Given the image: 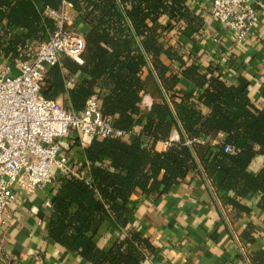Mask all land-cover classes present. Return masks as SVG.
<instances>
[{
  "label": "trees",
  "instance_id": "16d2710c",
  "mask_svg": "<svg viewBox=\"0 0 264 264\" xmlns=\"http://www.w3.org/2000/svg\"><path fill=\"white\" fill-rule=\"evenodd\" d=\"M68 1L78 14L76 26L85 34V63L64 57L62 65L50 67L43 96L57 100L68 94L72 109L82 113L88 99L98 95L104 115L112 116L117 128L129 132L143 124V130L131 142L89 140L80 175H59L50 238L92 264H145L155 246L132 227L134 197L162 196L194 171L207 176L225 209L249 211L244 200L250 195H258L264 209V168L250 171L254 159L264 156V108L252 102L245 78L229 84L211 67L202 73L165 41L166 33L175 29L191 38L203 28L187 0ZM62 3L0 0L1 61L14 66L18 60H31L56 28L46 12L60 9ZM163 57L179 64L196 93L177 90L181 77ZM68 80L73 82L70 88ZM149 89L156 100L145 111L143 95ZM175 129L180 142L158 150ZM219 133L226 140L213 145L211 139ZM228 145L235 147L234 153L226 152ZM105 221L125 231L108 250L95 239ZM244 237L253 241L249 233ZM252 262L264 264V251L254 253Z\"/></svg>",
  "mask_w": 264,
  "mask_h": 264
},
{
  "label": "crops",
  "instance_id": "0c3cea01",
  "mask_svg": "<svg viewBox=\"0 0 264 264\" xmlns=\"http://www.w3.org/2000/svg\"><path fill=\"white\" fill-rule=\"evenodd\" d=\"M254 3L264 5V0ZM187 5L202 19L203 28L191 38L175 29L166 33L165 41L202 73L208 74L211 67L229 84L245 78L250 83L252 102L264 108V7L259 6L258 22L239 43L232 30L211 16L207 0H187ZM162 22L166 24L168 18ZM163 58L172 65V73L181 77L177 90L196 93L197 87L182 77L179 64ZM66 98L61 97L65 102ZM155 100L151 89L145 92L144 110L149 111ZM142 130L143 124L136 125L134 134L124 140L131 142ZM170 140L180 141V131L175 129ZM225 140L226 135L219 133L211 143L219 145ZM62 142L72 157L73 169L78 171L86 161L84 148L89 139L72 131ZM168 148L165 142L158 145L160 151ZM263 168L264 156L258 155L250 171L258 173ZM58 188L59 172L51 184L33 194L18 190L16 202L8 211L9 222L0 230L4 241L0 264H92L49 236L52 201ZM244 203L249 211L237 213L232 208L225 209L211 181L198 171L162 196H135L132 227L142 231L155 246L145 264H253V254L264 251V209L259 206L258 195H250ZM122 233L125 231L105 221L95 239L101 248L108 250ZM246 233L251 234L252 242L244 237Z\"/></svg>",
  "mask_w": 264,
  "mask_h": 264
},
{
  "label": "built area",
  "instance_id": "2783aa9c",
  "mask_svg": "<svg viewBox=\"0 0 264 264\" xmlns=\"http://www.w3.org/2000/svg\"><path fill=\"white\" fill-rule=\"evenodd\" d=\"M207 2L211 16L232 30L239 43L258 22L259 8L264 7L255 5L254 0ZM46 13L56 21V28L36 55L29 61H16L14 66L3 61L0 64V230L9 222L8 211L16 202L18 190L33 194L51 184L58 172L80 175L62 142L70 132L89 140L125 139L135 132V127L129 132L117 128L114 118L104 115L98 95L88 99L82 113L72 109L68 94L64 104L61 98L43 96L50 67L62 65L64 57L83 65L86 50L85 34L75 24L78 14L71 2L63 0L60 9ZM72 84V80L66 81V88ZM175 142L180 141L165 143L170 147ZM226 152L234 153L235 147L228 145ZM3 243L0 238V251Z\"/></svg>",
  "mask_w": 264,
  "mask_h": 264
},
{
  "label": "rangeland",
  "instance_id": "374dc122",
  "mask_svg": "<svg viewBox=\"0 0 264 264\" xmlns=\"http://www.w3.org/2000/svg\"><path fill=\"white\" fill-rule=\"evenodd\" d=\"M0 64H1V59H0ZM149 80H150V83H151V78H149ZM60 101H62L61 103H65V101L62 99V100H60ZM57 172V170H55V173Z\"/></svg>",
  "mask_w": 264,
  "mask_h": 264
}]
</instances>
